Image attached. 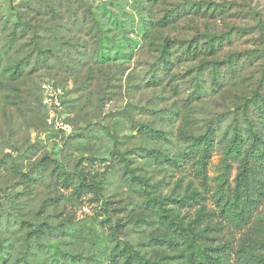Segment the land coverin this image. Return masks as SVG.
<instances>
[{
    "label": "rangeland",
    "instance_id": "374dc122",
    "mask_svg": "<svg viewBox=\"0 0 264 264\" xmlns=\"http://www.w3.org/2000/svg\"><path fill=\"white\" fill-rule=\"evenodd\" d=\"M0 60L24 73L0 88V264H187L147 198L194 194L165 209L185 227L201 214L207 245L232 258L264 259V200L238 228L214 198L241 173L234 122L264 132V0H0ZM46 81L71 135L46 123ZM212 130L204 178L191 153Z\"/></svg>",
    "mask_w": 264,
    "mask_h": 264
},
{
    "label": "trees",
    "instance_id": "16d2710c",
    "mask_svg": "<svg viewBox=\"0 0 264 264\" xmlns=\"http://www.w3.org/2000/svg\"><path fill=\"white\" fill-rule=\"evenodd\" d=\"M87 16L91 18L92 22L96 23L92 10L88 9ZM35 28V27H34ZM44 27H36L39 30ZM1 62V60H0ZM170 68V63H164L163 71L166 72ZM24 73L20 71L19 66L16 64L11 69L3 67L0 69V88L13 87L14 83L23 78ZM258 97L259 95H255ZM257 101V100H255ZM256 112L262 113L259 116L264 119V112L262 107L257 102L255 103ZM69 119V118H68ZM212 132L207 133L205 136L195 139V149L191 155L197 159L199 170L205 178L207 161L211 156L214 149ZM247 136L242 132L241 126L238 121L234 122L233 135L228 143L227 158L240 161L241 173L237 180V185L232 191V195L226 193H218L215 200L220 208V214H223L225 220L238 228L248 226L255 212L258 210L264 200V132H260L254 122H250L246 130ZM245 146L247 148L244 150ZM133 177H135L133 175ZM141 182L146 186L147 182ZM64 184V183H63ZM97 190V186L90 182H83L80 184L81 190ZM197 195L194 194L190 198L182 200L167 199L171 205L179 207L190 206V201H194ZM149 204L159 212L162 219L166 221L169 226L180 238L182 243L186 245L189 250L187 264H264V259L252 252L244 253V256L237 255V258H232L233 249L224 244L221 247L214 248L207 245L206 241L211 239L202 235L198 231L197 221L202 217L198 214L193 223H189L187 227L178 221V217L170 215L169 211L165 209L168 203L166 201L159 202L157 199L148 196ZM130 258V255H127ZM137 264H152L144 257L134 254ZM155 264V263H154ZM161 264V263H158Z\"/></svg>",
    "mask_w": 264,
    "mask_h": 264
},
{
    "label": "built area",
    "instance_id": "2783aa9c",
    "mask_svg": "<svg viewBox=\"0 0 264 264\" xmlns=\"http://www.w3.org/2000/svg\"><path fill=\"white\" fill-rule=\"evenodd\" d=\"M41 102L46 112V123L49 128L71 135L75 128L69 122L65 112V92L62 87L53 82L46 81L41 85Z\"/></svg>",
    "mask_w": 264,
    "mask_h": 264
}]
</instances>
